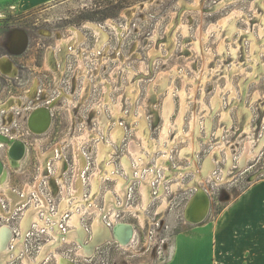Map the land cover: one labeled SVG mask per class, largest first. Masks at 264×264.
I'll use <instances>...</instances> for the list:
<instances>
[{
  "label": "rangeland",
  "instance_id": "obj_1",
  "mask_svg": "<svg viewBox=\"0 0 264 264\" xmlns=\"http://www.w3.org/2000/svg\"><path fill=\"white\" fill-rule=\"evenodd\" d=\"M2 56L19 77L0 74V106L18 99L1 107L0 134L27 153L15 168L0 144V181L15 191L0 189V264H163L179 234L215 237L230 213L264 211V0L1 6ZM40 107L51 125L36 135ZM199 192L210 211L191 225ZM99 217L132 225L133 247L96 229Z\"/></svg>",
  "mask_w": 264,
  "mask_h": 264
},
{
  "label": "crops",
  "instance_id": "obj_2",
  "mask_svg": "<svg viewBox=\"0 0 264 264\" xmlns=\"http://www.w3.org/2000/svg\"><path fill=\"white\" fill-rule=\"evenodd\" d=\"M60 1L0 0V7L27 12ZM224 219L215 237L207 231L199 233L201 238L193 231L176 236L171 257L163 264H264V211L234 212Z\"/></svg>",
  "mask_w": 264,
  "mask_h": 264
},
{
  "label": "bare ground",
  "instance_id": "obj_3",
  "mask_svg": "<svg viewBox=\"0 0 264 264\" xmlns=\"http://www.w3.org/2000/svg\"><path fill=\"white\" fill-rule=\"evenodd\" d=\"M109 24H111V23H109ZM86 26V25H85ZM84 26V27H85ZM87 28H89V29H92V30H94L95 31V33L97 34V35H100V32L102 31V30H99V28L96 26V25H94V24H91V23H88V25L86 26ZM72 31V30H71ZM76 35V34H75ZM67 41V40H66ZM66 42H63L62 44H65ZM62 44H59L60 46L62 45ZM59 46V47H60ZM51 55L50 54H48L47 56H46V59H45V69L46 70H48V71H52V69H53V67H52V64H51ZM1 68H3V66L1 65ZM54 70V69H53ZM12 75V74H11ZM32 94V93H31ZM38 119V120H37ZM35 120H37V124H40L41 123V119L40 118H34V121ZM32 122H33V120H32ZM34 123V122H33ZM32 123V126H31V128H33V129H35L36 128V126L34 125ZM36 130H37V128H36ZM79 172H81V171H79ZM78 176V175H77ZM79 176H80V174H79ZM76 187V186H75ZM77 189V188H76ZM121 190H122V187L120 188ZM124 189V188H123ZM75 191V190H74ZM77 192H78V190H77ZM81 192V191H80ZM126 192V191H125ZM124 192H122V194H123ZM81 196V195H80ZM82 197V196H81ZM81 197H79V198H81ZM147 200V199H146ZM148 201V200H147ZM148 203V202H147ZM205 206H209V198H208V195L206 194V193H202V192H199L198 194H196L192 199H191V201L189 202V204H188V206H187V208H186V210H185V218H186V221L188 222V223H191V224H193L192 222H191V220L193 219V218H196V217H200L201 216V214H202V212H203V210H204V208H205ZM129 210V209H128ZM143 210H145V209H143ZM74 211V210H73ZM130 211V210H129ZM210 211V210H209ZM142 213V212H141ZM194 213V214H193ZM102 214V213H101ZM192 214V215H191ZM60 218V217H59ZM75 218H77V216L75 217ZM101 217H99V219H100ZM140 218V223H142V222H144V220H143V217L141 216V217H139ZM54 219H57V217L56 218H54ZM61 219V218H60ZM98 219V221H97V226H96V229H98L101 233H111V237L110 238H112L113 240H115L114 238H116V241H118L119 243H120V245H121V247L122 248H124V249H126V250H129L130 249V247H131V245L134 243V241H135V238H136V232H135V229L131 226V225H126V224H118L117 222H116V224H115V227H114V229L112 230V229H109V228H107L106 226H103V223H101V219L99 220ZM53 220V219H52ZM59 220V219H58ZM57 220V221H58ZM80 220V219H79ZM55 221V220H54ZM74 222H76V220L74 221ZM58 223H60V220L58 221ZM71 223V222H70ZM76 224H78V222H76ZM71 225V224H70ZM73 226V225H72ZM129 226L133 229V234H132V232L130 233V231L128 230L129 229ZM57 227V226H56ZM78 228H79V234H81V227L79 226V224H78ZM77 228V229H78ZM113 228V227H112ZM58 229V228H57ZM59 230H57V232H58ZM104 231V232H103ZM57 232H55L54 233V235L56 236V239H60V234H59V232L57 233ZM97 232V231H96ZM24 233V232H23ZM97 233H99V232H97ZM25 234V233H24ZM73 234V233H72ZM114 234H115V236H114ZM67 235V234H66ZM96 236H97V234H96ZM109 236V235H108ZM1 237H2V235H1ZM6 238H7V235L5 236ZM4 237V239L6 240V238ZM76 237V236H75ZM103 237H104V234H103ZM107 237V236H106ZM77 238V237H76ZM69 239V238H68ZM97 239V238H96ZM104 239V238H103ZM1 240H2V238H1ZM4 240V241H5ZM78 240V239H77ZM100 241V240H99ZM98 241V242H99ZM104 241V240H103ZM2 242V241H1ZM95 242V241H94ZM4 243V242H3ZM6 244V243H5ZM91 244V243H90ZM92 244H94V243H92ZM95 245V244H94ZM5 247V246H4ZM21 247V246H20ZM47 247V246H46ZM45 247V248H46ZM93 247V246H92ZM133 247V246H132ZM6 248V247H5ZM5 248H3V249H5ZM51 248H53V247H51ZM91 248V246L88 248V250ZM1 250V251H4V250ZM7 249V248H6ZM50 249V248H49ZM46 250V249H45ZM48 250V249H47ZM0 251V255H1V252ZM80 251V250H79ZM6 253V252H5ZM8 253V252H7ZM41 254H42V252H41ZM45 254H46V252H45ZM3 256V255H2ZM7 256V255H6ZM47 257V256H46ZM86 257V256H85ZM1 258V257H0ZM29 259V258H28ZM41 259V258H40ZM57 259H58V264H66V260L64 259V258H62L61 256H59V255H57ZM6 260V259H5ZM30 260V259H29ZM28 260V261H29ZM39 261V260H38ZM0 263H1V261H0ZM5 263V262H4ZM3 263V264H4ZM29 263V262H28ZM33 264H34V262H33ZM38 264V263H37Z\"/></svg>",
  "mask_w": 264,
  "mask_h": 264
},
{
  "label": "flooded vegetation",
  "instance_id": "obj_4",
  "mask_svg": "<svg viewBox=\"0 0 264 264\" xmlns=\"http://www.w3.org/2000/svg\"><path fill=\"white\" fill-rule=\"evenodd\" d=\"M85 25V24H84ZM83 25V26H84ZM48 50V49H47ZM53 49H51V51H49L48 53H47V55L48 54H50L51 55V53L53 52L52 51ZM46 55V56H47ZM46 59V58H45ZM1 65L3 66V68H1ZM18 70L19 69H17V67L14 65V63L12 62V60H10V58L9 57H7V56H2V57H0V74L2 75V76H5V77H9V78H14L15 77V75H16V73L18 72ZM12 74V75H11ZM0 75V76H1ZM19 77V72H18V75H17V78ZM16 78V79H17ZM18 82H19V85H20V83H24L23 85H21V86H24L27 82L26 81H24V80H21V79H19L18 80ZM31 88V87H30ZM29 88V89H30ZM28 89V90H29ZM27 92V91H26ZM26 92H25V95H26ZM25 97V96H24ZM23 98V97H22ZM8 100V99H7ZM13 101H18V99L17 98H15V97H11L9 100H8V102H7V104L8 103H11V102H13ZM27 101H30V100H27ZM6 102V101H5ZM4 102V103H5ZM3 104V103H2ZM7 104H4V105H2V106H5V105H7ZM1 105V104H0ZM2 106H0V110H1V107ZM40 108H42V107H40ZM45 109H47L46 107H44ZM37 109H39V108H37ZM35 111V110H34ZM33 111V112H34ZM47 111L48 112H50L51 113V111L49 110V109H47ZM32 112V113H33ZM31 113V114H32ZM50 113H49V116H50ZM31 114L29 115V117H28V119L30 118V116H31ZM37 117L38 118H40L41 119V123L40 124H37L36 122H37V120H33V122H32V120H31V122L30 121H28L29 122V125H30V127L32 126V123L36 126V128H37V131L39 130V129H41L46 123L48 124V127L50 126V121H51V118L49 117L48 118V115L46 114V113H40L39 115H37ZM36 117V118H37ZM46 133V132H45ZM36 134V133H35ZM44 134V133H43ZM36 135H42V134H36ZM60 143H62V142H58V143H55L50 149H47V150H45L44 152H42V153H44V154H42V156L45 158L46 156H48V155H50L52 152H53V147L54 146H56L57 144H60ZM0 144H4V145H6L7 146V148H8V158H9V163H10V165L11 166H13V167H17V166H19L20 164H21V162H22V159H24V157H25V155H26V153H27V146H26V144H24L22 141H17V140H13V139H9V138H7V137H5V136H3V135H1L0 134ZM16 144H20V145H24V147H25V152H24V156L21 158V159H15V158H13L12 156H11V154H10V152L13 150V147H14V145H16ZM41 149V148H40ZM52 149V150H51ZM38 150V149H37ZM40 151V150H39ZM2 159L0 158V179H1V177H2V175L5 173V167L3 166V164H2V161H1ZM42 170H44V166L42 167ZM42 178V176H40L39 177V180ZM0 189L1 190H4L7 194H9L10 196H14V194H15V191H14V194H13V191H12V189H10V188H8L7 186H6V184L4 183V181L2 180V181H0ZM144 196H145V198H148V195H147V193H146V191H144ZM148 200V199H147ZM191 224V223H190ZM126 225H129V224H126ZM4 226V225H3ZM132 226V225H131ZM58 227V226H57ZM133 227V226H132ZM11 228V227H10ZM134 228V227H133ZM9 229V227L8 226H4L3 227V229L2 230H8ZM12 229V228H11ZM114 229V228H113ZM112 229V230H113ZM135 232H136V230H135ZM114 236H115V234H114ZM115 240H116V238H114ZM119 243V242H118ZM120 244V243H119ZM132 246V245H131ZM2 247V242L0 241V248ZM1 251V250H0Z\"/></svg>",
  "mask_w": 264,
  "mask_h": 264
},
{
  "label": "water",
  "instance_id": "obj_5",
  "mask_svg": "<svg viewBox=\"0 0 264 264\" xmlns=\"http://www.w3.org/2000/svg\"><path fill=\"white\" fill-rule=\"evenodd\" d=\"M40 113H46L48 115V118L51 117V116H49V113L50 112H48L47 109H45V108H39V109H36L31 114V116L29 118V121L31 122V120H34V118L37 117V115H39ZM50 125H51V121H50ZM29 128H30V130L32 132H34L36 134H43V133H45V132H47L49 130L50 126L48 127V124L46 123L38 131L36 130V128L35 129L31 128L30 125H29ZM24 152H25L24 145L16 144V145H14L13 150L10 152V154L15 159H21L24 156ZM209 210H210V201H209V206L208 207L205 206V208H204L201 216L200 217L193 218L191 220V222L193 223L191 225H199V224H202L207 219V217L209 215ZM128 230L130 231V233L132 232V234H133V229L130 226H129V229Z\"/></svg>",
  "mask_w": 264,
  "mask_h": 264
},
{
  "label": "built area",
  "instance_id": "obj_6",
  "mask_svg": "<svg viewBox=\"0 0 264 264\" xmlns=\"http://www.w3.org/2000/svg\"><path fill=\"white\" fill-rule=\"evenodd\" d=\"M67 225V224H66Z\"/></svg>",
  "mask_w": 264,
  "mask_h": 264
}]
</instances>
